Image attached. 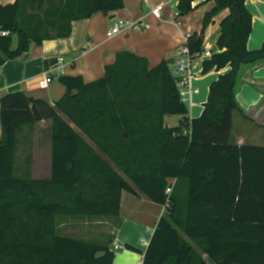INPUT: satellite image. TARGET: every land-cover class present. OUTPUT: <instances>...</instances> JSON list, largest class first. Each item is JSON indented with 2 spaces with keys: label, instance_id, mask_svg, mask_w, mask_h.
I'll list each match as a JSON object with an SVG mask.
<instances>
[{
  "label": "trees",
  "instance_id": "16d2710c",
  "mask_svg": "<svg viewBox=\"0 0 264 264\" xmlns=\"http://www.w3.org/2000/svg\"><path fill=\"white\" fill-rule=\"evenodd\" d=\"M196 1L179 0V16L195 11ZM209 1L215 6L188 47L202 52L207 28L228 10L221 52L204 61L203 72L231 70L212 84L199 118H190L169 61L151 68L127 51L96 81L61 76L66 94L54 105L21 91L0 97V264H114L110 246L63 235L59 226L63 218H118L123 192L166 207L144 264H209L184 236L216 264H264V147L232 142L237 82L245 65L264 61V44L248 48V0ZM124 8V0L0 5V66L32 43L69 37L74 21ZM175 115L182 119L169 127L166 118ZM46 120L51 177H16L18 134Z\"/></svg>",
  "mask_w": 264,
  "mask_h": 264
},
{
  "label": "crops",
  "instance_id": "0c3cea01",
  "mask_svg": "<svg viewBox=\"0 0 264 264\" xmlns=\"http://www.w3.org/2000/svg\"><path fill=\"white\" fill-rule=\"evenodd\" d=\"M16 1L0 0V5L14 4ZM206 1H196L195 5L199 7L195 11L177 17L179 0H124L125 8L110 16L95 13L88 19L74 21L69 37L47 40L41 44L32 43L27 52L0 66V97L21 91L30 97L44 99L54 105L66 94L65 86L60 82L61 76H81L86 83L96 81L105 75L107 66L115 63L118 54L125 51L148 59L151 68L165 60L169 61L178 78L176 64L179 50L188 46L190 35L202 31L205 14L215 6L213 1ZM247 7L253 16V32L248 48L257 50L264 44V0H248ZM155 8L161 11L159 18L152 13ZM228 13L229 11L225 10L215 17L205 32L202 52L207 51L209 55L205 60L221 52L218 47L220 24ZM116 18L142 19L149 28L109 38L107 34ZM17 43L15 38L14 47ZM61 58L64 59L62 64L65 68L64 74L61 73L59 65ZM203 68L204 66L201 75L192 78L190 82L191 87L197 90L190 97V108L188 106L192 119L202 115L212 84L231 70L228 66L219 71L214 69L204 73ZM45 75H52L55 79L47 89H42L40 81ZM236 99L241 110L233 114L232 142L237 145L264 147V61L242 68L236 87ZM237 126L240 130L236 131L234 128ZM51 132L52 123L46 120L34 128L27 127L18 134L16 160L22 142L23 155L19 172L26 176L24 178L41 180L51 177ZM2 135L0 112V140ZM16 171L17 167L15 175ZM172 183L175 185L176 180ZM165 213L164 205L156 204L145 196L139 197L123 192L121 213L118 218L73 217V219H86L95 223L97 229H104L99 233V238L83 240L110 246L116 254L114 264H144L145 253ZM62 222L63 220L60 224ZM184 238L202 259L209 264H216L195 241L186 236Z\"/></svg>",
  "mask_w": 264,
  "mask_h": 264
},
{
  "label": "built area",
  "instance_id": "2783aa9c",
  "mask_svg": "<svg viewBox=\"0 0 264 264\" xmlns=\"http://www.w3.org/2000/svg\"><path fill=\"white\" fill-rule=\"evenodd\" d=\"M152 13L159 18L161 11L159 8L152 10ZM179 17V13H177ZM149 25L144 20H125L122 18H116L113 26L108 32V37L113 38L122 33H127L131 31H142L148 29ZM2 36L9 35V32H2ZM188 40V37H187ZM209 56L207 51L200 52L198 54H193L188 46L182 47L178 52V59L176 64V70L178 73V88L182 100L186 102L191 100V96L196 93L197 90L191 87V79L199 77L202 73L203 61ZM64 59H59V65L61 73H65V68L62 66ZM55 78L52 75H45L40 81V87L42 89H47L49 85L53 82ZM173 183L167 188V195L170 196L173 190Z\"/></svg>",
  "mask_w": 264,
  "mask_h": 264
},
{
  "label": "rangeland",
  "instance_id": "374dc122",
  "mask_svg": "<svg viewBox=\"0 0 264 264\" xmlns=\"http://www.w3.org/2000/svg\"><path fill=\"white\" fill-rule=\"evenodd\" d=\"M172 73L176 77V71L173 68H172ZM185 103L190 108L189 100H187ZM181 119H182L181 116L175 115V116H168L166 118V121L170 127H176L179 125ZM234 129H236V131H237V129L240 130V128L238 126L235 127ZM21 145H22V142L20 143V146L18 148V153H17L16 177L24 178L26 176H23L19 172V164L22 160V155H23V153L21 151ZM94 224L95 223H91L90 221H87L86 219H81V218H78V219H73V218L72 219H70V218L64 219L63 218V222L60 224V233L63 235H69V236L76 237L79 239L92 240L90 238H93V239L97 238L99 233L101 232V230H104V229H101V230L97 229Z\"/></svg>",
  "mask_w": 264,
  "mask_h": 264
}]
</instances>
